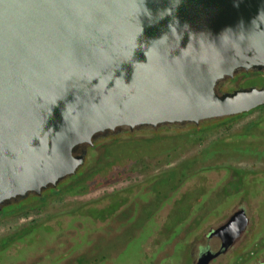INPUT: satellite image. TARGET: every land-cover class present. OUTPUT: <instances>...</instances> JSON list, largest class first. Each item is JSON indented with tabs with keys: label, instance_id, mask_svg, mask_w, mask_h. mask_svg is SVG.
Here are the masks:
<instances>
[{
	"label": "water",
	"instance_id": "obj_1",
	"mask_svg": "<svg viewBox=\"0 0 264 264\" xmlns=\"http://www.w3.org/2000/svg\"><path fill=\"white\" fill-rule=\"evenodd\" d=\"M243 72L264 75V0H0V211L101 138L264 106V85L223 89Z\"/></svg>",
	"mask_w": 264,
	"mask_h": 264
},
{
	"label": "rangeland",
	"instance_id": "obj_2",
	"mask_svg": "<svg viewBox=\"0 0 264 264\" xmlns=\"http://www.w3.org/2000/svg\"><path fill=\"white\" fill-rule=\"evenodd\" d=\"M258 76L260 75L257 73L252 76L242 75L230 81L227 86H230V89L241 86H262L264 78ZM256 121L259 125L254 128L251 124ZM126 136L128 135L122 134L118 138H102L92 166L119 168L125 164H132L136 158H141L142 161L135 165L141 171L127 176V179L116 181L108 178L112 176V172L104 171L108 179L90 185V190L85 194L64 193L68 191L65 185L60 194L49 191L45 194L44 200L28 199L26 205L34 206L32 209L21 215L0 220V238L21 229L40 226H44L45 232L51 233L44 240L40 236L41 233H36L30 239L16 242L7 251L0 252V264H138L142 254L139 249L141 237L127 244L125 242L128 238L122 233H116L110 238L102 237L106 232L105 222L115 219L111 208L102 211L103 222L86 221V218L80 217L77 219L78 214H73L76 209L95 207L97 210L108 204L107 197L113 189L123 191L130 187H142L148 180L156 177L162 176L164 179L171 176L179 181L182 173L185 170L190 171L193 166L197 171L204 167L210 168L229 163L239 168H254V172L259 175L264 171V108H258L252 114L243 116L219 128L218 131L208 130L205 133L195 134L189 127H185L166 130L157 137L150 132H138L134 141L132 139L131 143L125 144L123 141L126 140ZM126 150L130 151L127 156L122 153ZM226 151L236 153L230 157L227 156ZM106 154L111 155V158H105L108 156ZM133 179H139L136 181L138 183L133 182ZM203 180L189 181L188 186L197 187L195 186V190H190L185 198H195V194L201 191ZM111 181L116 184H110ZM134 183L136 184L133 186ZM191 203L185 200L175 202V209L167 222L166 216L160 218L164 226H173L176 221L187 216L191 212ZM261 206L263 215L264 202H261ZM89 213L92 216L93 210ZM262 218L264 220V216ZM165 229L159 227L158 235L148 237L144 240L146 244H141L145 257L150 256L158 242L166 238ZM53 231L61 233L58 235ZM27 242L30 243L29 246L26 245ZM99 242H108L113 248L111 250L116 252H96L95 247L100 244ZM120 245H122L121 250L118 247ZM144 262L143 258L141 264H148L150 260ZM176 264H190L189 256H185L183 262Z\"/></svg>",
	"mask_w": 264,
	"mask_h": 264
},
{
	"label": "flooded vegetation",
	"instance_id": "obj_3",
	"mask_svg": "<svg viewBox=\"0 0 264 264\" xmlns=\"http://www.w3.org/2000/svg\"><path fill=\"white\" fill-rule=\"evenodd\" d=\"M256 73L263 75L260 72H243L231 80H236L242 75L252 76ZM230 81L225 84L223 89H234L227 86ZM201 126L173 125L163 126L159 129L144 128L131 134L150 132L157 137L166 130L189 127L194 131ZM128 132L123 131L117 135L104 138H118L127 133L129 136L126 138L129 139L131 134ZM225 153L232 157L236 152L226 151ZM87 159L88 156L86 161ZM137 160L138 163L142 161L141 158H136L135 161ZM125 170L122 173L123 176H111L110 180L127 179V176L141 171L138 167L135 169L128 167ZM68 178L70 177L62 181L56 189L61 188ZM198 179H204L200 187L201 191L195 194V198H185L190 190H195L197 187L196 185L188 186V182ZM136 181L139 179H133V182ZM52 190L44 191L40 197ZM30 198L35 199L37 197L31 195L20 202H26ZM182 200L192 202L191 212L181 220L176 221L173 226L165 227L160 218L163 215L166 216L167 222L175 209V202ZM112 202L113 204H111ZM261 202H264V171L259 175L254 172V168H239L229 163H223L220 166L204 167L197 171L193 167L190 171L185 172L180 181L171 176L164 179L160 176L148 180L142 187H130L123 191L113 189L108 196V204L97 208L93 220L103 222L102 211L111 208L115 219L105 222L106 232L102 234L103 238L105 236L110 238L116 233H122L128 238L125 242L127 244L131 240L141 237L139 249L142 254L138 264H141L143 258L145 259L144 263L147 259L150 260L148 264H176L183 262L185 256H189L190 264H197L203 255L208 254L213 255L209 264H264V220L262 218L264 214H261ZM241 209L244 210L248 219L243 229L240 228L243 226L242 218H239L233 230L230 229L219 235L214 233L218 227L226 224L230 217ZM159 227L161 229L166 228V238L158 242L150 256L145 257L141 244H146L144 240L148 237L158 235V232L160 233ZM239 229L241 230L239 231ZM232 237L234 238L229 242L228 239ZM99 243L95 247L96 252H116L111 250L113 248L108 242ZM121 246H118L120 250Z\"/></svg>",
	"mask_w": 264,
	"mask_h": 264
},
{
	"label": "trees",
	"instance_id": "obj_4",
	"mask_svg": "<svg viewBox=\"0 0 264 264\" xmlns=\"http://www.w3.org/2000/svg\"><path fill=\"white\" fill-rule=\"evenodd\" d=\"M258 75H260L258 77L264 78L263 75H261V74H258ZM232 81H234V80H231V82ZM263 85H264V83H263ZM258 108H264V106H261ZM258 108L254 109L250 112H247V113H243V114H239V115H235V116H230V117H225V118H221V119H213L210 121H206V122L201 124L202 126L200 128H197L193 132L195 134H201V133L207 132L208 130L218 131L219 128H221L225 125H229V124L237 121L239 118H241L243 116H247L248 114H252ZM258 123H259L258 121L252 122L251 125L254 126V128H256L259 125ZM131 133H134V132H130V134ZM125 134H127V133H125ZM132 139H133V141L135 140V134H131L129 139L126 138V140L123 142L125 144L127 142L131 143ZM100 140H102V138ZM98 146H99V142H97L94 147H90L88 155H87L88 159H87L86 163L79 169V171L75 175L68 178V180L64 182V185L61 188H59V189L51 188V189H53L52 192L60 194L61 191L63 190L62 188L66 185V187L68 188V191H64V193L70 192L73 194H85L90 190L89 189L90 185H93L96 182L98 183L101 180L108 179L111 177V176H108V178H107L104 171H110V172L114 173L112 176H123L122 173H124L126 171L125 169H127L128 167H131L134 169L137 168V167H135V165L139 164L138 160L133 161V163L130 165L125 164L123 166H120L119 168H115V167L112 168V167H107V166H105L103 168L93 167L92 165L94 163L93 161L95 160V152L97 151ZM122 153H123V155L125 154L127 156V153H130V151L126 150V151H123ZM106 155H108V156H106L105 158H108V159L111 158V155H109V154H106ZM131 160L132 159H130V161ZM185 172H187V170H185L182 173V176H181L182 178L184 177ZM34 196H36V195H34ZM36 197L37 198H35V199L44 200L45 196H42V197L36 196ZM33 207L34 206H30L28 204L26 205V202H20L19 204H16V203L11 204L10 206H6L3 210L0 211V220L4 219L6 217L21 215V214L29 211ZM37 207H39V206H37ZM88 209L89 208L85 209V207H80V208H77L73 214L74 215L78 214L77 219L79 217L80 218H86L87 219L86 221L92 222V221H94L93 220L94 214L96 215L97 210H95V207H90V209L89 210ZM91 210H93V215H92L93 217L89 213V211H91ZM44 229H45L44 226L43 227L40 226V227L25 228V229L18 230L15 233H9L6 236L1 237L0 238V252L7 251L14 244H16V242H18V241H25L26 239L32 238V235L36 234V233H41L40 236L42 237L43 240L48 238L49 237L48 235L51 232H45ZM46 230H48V228H46ZM48 231H50V230H48ZM53 233H56L59 235L61 232L59 233V231H53ZM29 244L30 243H28V242L26 243L27 246H29ZM25 247L26 246H24V248ZM24 248H23V250H24Z\"/></svg>",
	"mask_w": 264,
	"mask_h": 264
}]
</instances>
